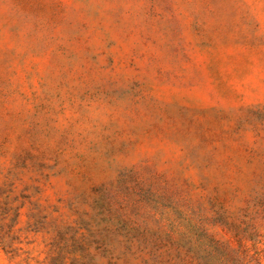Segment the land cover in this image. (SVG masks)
I'll return each instance as SVG.
<instances>
[{
    "label": "rangeland",
    "instance_id": "obj_1",
    "mask_svg": "<svg viewBox=\"0 0 264 264\" xmlns=\"http://www.w3.org/2000/svg\"><path fill=\"white\" fill-rule=\"evenodd\" d=\"M0 264H264V0H0Z\"/></svg>",
    "mask_w": 264,
    "mask_h": 264
}]
</instances>
